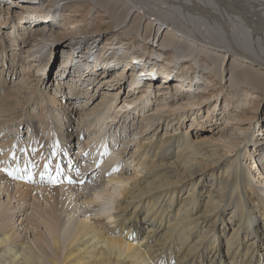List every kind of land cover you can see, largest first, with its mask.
<instances>
[{
  "label": "bare ground",
  "instance_id": "obj_1",
  "mask_svg": "<svg viewBox=\"0 0 264 264\" xmlns=\"http://www.w3.org/2000/svg\"><path fill=\"white\" fill-rule=\"evenodd\" d=\"M26 3L27 12L0 19V152L10 164V156L23 155L19 166L33 171L36 183L17 184L0 171V185L14 197L40 192L51 201L41 219L28 222H38L30 237L11 232L0 214V264H264V187L249 173L264 176V128L255 136L264 103V0ZM64 23L70 25L62 33ZM9 25L12 35H5ZM13 34L18 49L7 44ZM97 38L106 40L94 62L80 69L72 49L54 86L48 59L39 54L52 53L56 43L70 48ZM115 42L139 52L128 66L130 76L151 74L146 90L124 91L127 68L109 73L121 57L104 56ZM44 61L43 75H35ZM174 71L197 77L173 85ZM11 78L18 82L10 88ZM251 90L261 94L254 116L241 113L252 107ZM74 158L86 168L85 179ZM251 159L256 164L248 172L243 162ZM46 166L53 175L59 169L61 183L41 182ZM92 170L97 174L88 176ZM115 203L116 221L108 225L102 217Z\"/></svg>",
  "mask_w": 264,
  "mask_h": 264
},
{
  "label": "rangeland",
  "instance_id": "obj_2",
  "mask_svg": "<svg viewBox=\"0 0 264 264\" xmlns=\"http://www.w3.org/2000/svg\"><path fill=\"white\" fill-rule=\"evenodd\" d=\"M12 1H10V0H0V8H1L0 10H2V12H3V10H6V12H4L2 14V16L0 15V19L1 20L4 21V17H5V19H8V16H9L8 13H9V11L11 12V15L14 13V11H19V12H21V11L27 12L28 11L27 9L23 8L24 5H22V4H25V6H27L28 5L26 3L27 0H14V2H12ZM148 1H150L152 3H156V0H148ZM42 7L43 6H41V8ZM86 11L84 13H86ZM2 12L0 11V14ZM119 13H122L123 14V12H121L120 10H119ZM46 15H48V14H46ZM172 17H173V15H172ZM122 19H123V17H122ZM44 20H48V19H45L44 18L42 21H44ZM62 21H65V20L63 19ZM59 22H58L57 26L59 25ZM87 23L85 21L84 22V25H86ZM36 24L37 23H34L33 22V27H37L38 25L36 26ZM66 24L67 25H70V23L69 24L68 23L62 24L63 26H61V29H59L60 32H62V33L67 32L66 29H65V25ZM81 29L84 30V29H86V27H83ZM12 30H13V26L12 25L6 26V29L4 31L5 32V35H6V33H7V35H8V33H11V35H12ZM71 31L74 32L73 29H71ZM69 33H70V31H69ZM65 34H67V33H65ZM14 37H15V35L13 34V37H11V39L8 40V36H6L5 38H6L7 44L9 46L11 45L13 47V49H18L17 46H15L14 43H13ZM83 38H86V37L85 36H82V39ZM97 39H99V38H97ZM97 39H93V40L90 41V43L88 42V44L85 43V44H83L81 46H77V45L75 46V44H73V47H70V48L60 47L61 44H57L56 43L54 45V49H53V52L52 53L48 49L43 50L39 55H41L42 57L48 59V63H47V69H48L47 70V73H48V75H47V77L50 80V82H52V80H54L55 83L53 85L54 86L56 85V78L58 77L57 76V70L59 69L60 66H62L61 63L65 61V59L68 56V52H70L72 49L74 50L75 54H77L79 56L78 59H80L82 61V62H78L77 60L74 61L76 64L77 63H79V64L81 63L80 66H82V67H80V69L81 68L83 69L85 65L92 64L94 62V60L98 57V54L100 53V51L101 52L103 51V49H104L103 41L106 40V38L105 39H102L101 38V39H99V41ZM68 40H70V37H68ZM95 40H97L98 42H95ZM100 41H101V43H100ZM247 46H251V45H247ZM105 54H106V56H109L111 58H112L113 54H116L117 57L118 56H121V57H119V59L116 58V60H119V65L117 67L113 68L109 73H117V72L122 71L124 68H127L125 70V73L126 74L123 75V78H122L123 79L122 83L124 84V91H127L128 92V90H132L133 91L135 89H145L146 90L145 84L148 83L147 81L149 80V77H150L151 74H149L148 77H147V75H144L141 78L135 77L133 75L130 76V73L133 72L132 69H134V68L129 67L130 64H131L129 62V59H131L130 61H132V59H138V58H140V56L138 55L139 54L138 51L137 52H134L133 50H129L126 46L124 48L123 47H120V45H118L117 42H115L114 43V47H112L111 49L105 50L104 56H105ZM135 54H136L137 57L135 56ZM69 55H70V53H69ZM135 61H137V60H135ZM140 63L139 64L138 63L136 64L137 67L140 66V70L139 71H143L144 70V67H142V66L145 63L148 66L151 64V69L154 68L153 69V72H156V73H159V74L161 72H164V70H162V68L159 69L160 65H158L157 62L155 63L154 67L152 66L153 64L152 63H149V62H144L143 64H140ZM44 64H46L45 61L43 63L41 62L39 64H36V69L34 70L35 71L34 72L35 75L36 74L43 75L42 74V71L38 72V70H41L44 67ZM73 66L77 67V65H73L72 64V67ZM126 66H128V67H126ZM72 67H71V70L74 71V68H72ZM18 71H22V68L19 67V70ZM144 71H146V70H144ZM171 71H172V69H171ZM174 72L173 73L175 75L174 76L175 79L173 77H171L169 79V81H171V83H173V85L177 84L178 81L179 82L182 81L186 85V84H188L190 82V79L192 80V78H195V76H196V75H192L190 77V75H189V78L190 79H186L187 76H185L184 73H178V71H174ZM109 73H107V75ZM162 75H164L165 76L164 78L167 79L166 78V74H161V76ZM159 78H160V76H159ZM144 79H145L146 82H144ZM17 82L18 81H16V83ZM99 82L100 81H98L94 86L91 87V90L92 91H96L97 90ZM135 82H137L136 85L138 87H135L134 86V83ZM193 82H195V81H193ZM16 83L14 84L13 78H11L9 80V87L10 88L11 87H14V85H16ZM159 83H160V80H158L157 82H155V89H153V88H151V89H153V91L156 90L157 89L156 88L157 87L156 85L159 84ZM49 84H51V83H49ZM127 84L130 86V88H127L128 87ZM214 84H216V82ZM200 85H201V83H200ZM220 87L217 88V89H213V87H212L211 89H213V90H211V92L216 93L217 90L220 91L221 90ZM10 88H9V90H10ZM85 88L87 89L86 82L84 83V86H83V89H85ZM180 88L182 89V87H180ZM180 88H178V89H180ZM142 92H143V90H141L138 94H140ZM250 93H251V100L249 101V104L251 103L252 107L248 108L247 110L246 109L244 110V108H243L241 110L242 111L241 113L249 112V109H250L251 116L256 115L257 114V111H259V113H260L259 116H262L263 115V118H262L261 122H259L258 125H256V129H255V136H258L259 134H262V132L259 131L260 130V127H261V129L264 128V103H263L264 101L262 102L263 104L259 108V110L256 111L257 105H259L260 101L259 100L256 101L255 100V96H257V94H259L261 96V94L260 93H257L256 91H252V90L250 91ZM223 95H225V94H223ZM73 96H75V94ZM225 98H226V95H225ZM222 100H224V96H222L220 102ZM215 101L216 100H213L212 104H214ZM84 102H85V99L83 101H80L76 105H78V106L83 105V104L86 103V102L85 103ZM222 104H221V106H222ZM194 117H202V113L200 115H199V113H196V115ZM194 117H192V118H194ZM222 123L223 122L217 123V125L222 124ZM189 124L190 123H188V124L186 123L185 124V128H189L190 129V125ZM73 126H75V125H73ZM162 127L163 128L161 129L162 132H161L160 136L164 135V132H165V129H166V125L165 124H162ZM225 127H226V125H225ZM225 127L223 129H225ZM21 130L27 131V126L26 125L23 126V129H21ZM160 131H159V133H160ZM210 133L211 132H208V134H210ZM19 137H21V139H26L28 137V134L25 135V136H20V135L15 136L14 137L15 142L19 141L18 140ZM63 141H64L63 144L67 145L66 142H65V140H63ZM70 149L71 148H69V150ZM75 149L77 150V148H75ZM75 149H73V150H75ZM13 150L14 149H12V151ZM76 150L75 151H69V153L72 152V154H73V152H77L78 151V150L77 151ZM0 155L2 156L1 157L2 160L0 161V162H2V163H0V168H6V167H9V166L14 167V165L16 167L19 164L21 166H23V164H24V162H23L24 159L22 157L23 155L18 160L17 159L16 160H13L11 158V156H10L11 164L8 162V158L5 159L6 161L3 159L4 156H3L2 150L0 152ZM66 159L69 161V156ZM257 160H258V158H257ZM79 161H80V163L82 162L81 160H79L77 158H74L72 160V164H73V166L74 165H77V168H78V171H79L78 177H80L81 179H85V176H87L86 174H88V172L86 173V168L84 166H80L79 165ZM243 164H245L247 167H249V170L245 168L249 172L251 170V167L252 166L255 167L256 161H254V160L251 159V160H248V161H244ZM141 171H143V169ZM1 172H2V174L0 173L1 175L6 174L4 171H1ZM249 173H250L251 178L253 176V182H254V180H257L259 182H263V185L262 186L264 187V176L261 175L262 172L258 171V169H256V171L252 169ZM92 174H95L96 175L97 174L96 173V170H92L91 173L88 176H94ZM143 174H144V171H143ZM9 179H11V178L9 177ZM11 180H13L12 182H15L17 184L20 183V182L21 183L23 182L21 180H15V179H11ZM255 186L256 187H260L261 184L258 183L257 185L255 184ZM258 192L261 194L260 191H258ZM14 196H15L14 194L11 196L10 193L8 194V192L6 190L4 191V187H2V185H0V214H3L4 218H6V222H8L7 225L9 227V229H12L11 232H16V235H19V233H20L23 236H25V235H28V237L33 236L34 231H35L34 230L35 229L34 226H38V222H36L34 225H29L28 222L30 221V219L33 220V218L34 219H37V217H40V219H41L45 215L44 214V211L46 209H49L50 208V201H51V199H46L47 196H49V194L45 196L43 194H40V192H38L35 195L29 194L28 196L21 197V198H18V196H16V197H14ZM14 206H16L21 211H24V214H21L19 212V214H18L19 216H17L15 214V211H14ZM115 208H116V203L113 205V210L111 211V213L110 214H107L106 213L102 217L103 219H105V222L108 225H109V223H111V221H116L115 218H113L116 215L115 214L116 213V209ZM16 213H18V211H16ZM13 215H15V217L12 218ZM85 215L86 214H84V213L81 212L79 214V216H78V219L79 220L80 219H84L82 217H84ZM112 215H113V217H112ZM108 216H111L112 218H107ZM23 223H24V225L22 226ZM41 224L42 223H39V226H41V227H39V230H41L43 232H46V234H47V227H46V225L45 224H42L41 225ZM25 225H29V226H27L29 228L25 227ZM115 225L113 223L112 226H115ZM24 228H25V230H24Z\"/></svg>",
  "mask_w": 264,
  "mask_h": 264
},
{
  "label": "snow or ice",
  "instance_id": "obj_3",
  "mask_svg": "<svg viewBox=\"0 0 264 264\" xmlns=\"http://www.w3.org/2000/svg\"><path fill=\"white\" fill-rule=\"evenodd\" d=\"M108 154V153H105ZM13 160L16 159L15 154H13L12 157ZM33 168H35V165H32ZM0 171H4L8 176L15 180H21L28 183H36V180L34 178L35 174L33 171L29 170L27 166L20 167L17 165L16 167H6V168H0ZM41 182H44L45 178L47 179L48 183H51L53 185L57 183H61L60 180V171L57 169V172L55 175H53L50 171L47 170V166L44 172L40 173ZM69 183H72V180L69 178Z\"/></svg>",
  "mask_w": 264,
  "mask_h": 264
}]
</instances>
